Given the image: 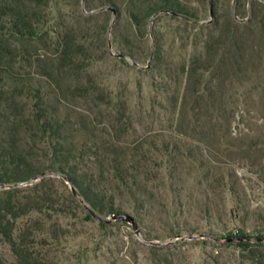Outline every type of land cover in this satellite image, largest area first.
<instances>
[{
  "label": "rangeland",
  "instance_id": "obj_1",
  "mask_svg": "<svg viewBox=\"0 0 264 264\" xmlns=\"http://www.w3.org/2000/svg\"><path fill=\"white\" fill-rule=\"evenodd\" d=\"M14 1H30L37 30L0 33L9 47L0 154L43 172L20 185L0 180V193L17 189L23 203L51 195L14 220L19 249L43 264H264V0H178L190 17L141 22L133 14L142 0L0 8ZM67 41L75 56L64 55ZM40 107L63 136L38 130ZM66 158L138 233L93 217L59 170ZM118 166L134 179L120 182ZM0 263L20 264L2 234Z\"/></svg>",
  "mask_w": 264,
  "mask_h": 264
},
{
  "label": "trees",
  "instance_id": "obj_2",
  "mask_svg": "<svg viewBox=\"0 0 264 264\" xmlns=\"http://www.w3.org/2000/svg\"><path fill=\"white\" fill-rule=\"evenodd\" d=\"M29 2L14 1L8 3L3 9L0 8V33L10 31L22 38H34L36 36V14ZM158 12H171L175 15L190 17L187 8L181 5L178 0H142L139 3L137 13H134L133 16L134 19L141 22L142 20H149ZM8 48L7 44L0 43V68L5 65ZM75 54L73 43L68 42L66 46L64 45V55L66 57L75 56ZM37 111L36 123L41 133L52 137L63 136L61 135V132H64L62 125L53 119L45 107H40ZM120 166L117 167L118 169L116 168L115 175L118 173L117 176L120 182L126 181L129 183L134 177H128L129 170H124ZM0 170L3 171L0 174L1 182L13 186L30 183L42 175L43 172L42 169L30 165L13 151L0 154ZM59 170L70 178L84 202L90 205L99 216L104 214L117 215L120 212L113 197L111 196L108 200L107 190L100 187L98 180L92 175L79 173L72 166L71 158H66V161L61 162ZM18 194L17 189L5 190L0 193V234L8 238L17 253L20 264H43L19 249L12 238V227L14 220L17 218L41 210V206L50 201L51 195L49 192H45L40 197L34 198L28 203H23Z\"/></svg>",
  "mask_w": 264,
  "mask_h": 264
},
{
  "label": "water",
  "instance_id": "obj_3",
  "mask_svg": "<svg viewBox=\"0 0 264 264\" xmlns=\"http://www.w3.org/2000/svg\"><path fill=\"white\" fill-rule=\"evenodd\" d=\"M212 17H213V14H212ZM38 178V177H37ZM73 193L76 194V191L73 189ZM90 213L93 215L94 218L102 221V222H105V223H111L113 220H118V219H122L124 221H128L130 222L132 225H133V228H134V231L136 233H138V225L135 221V219L130 216L129 214H117V215H113L112 218H103L101 216H99L97 213H95L94 211H90Z\"/></svg>",
  "mask_w": 264,
  "mask_h": 264
}]
</instances>
